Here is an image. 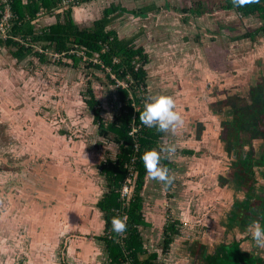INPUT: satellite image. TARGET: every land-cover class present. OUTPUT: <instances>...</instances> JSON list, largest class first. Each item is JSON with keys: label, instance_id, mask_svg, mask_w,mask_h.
Returning a JSON list of instances; mask_svg holds the SVG:
<instances>
[{"label": "rangeland", "instance_id": "374dc122", "mask_svg": "<svg viewBox=\"0 0 264 264\" xmlns=\"http://www.w3.org/2000/svg\"><path fill=\"white\" fill-rule=\"evenodd\" d=\"M225 3L226 0H91L72 8V19L82 30L91 29L106 10L120 9L122 13L114 14L116 18L109 30L116 31L120 39L134 40V46L144 49L149 58L148 96H172L184 118V124L174 134L166 132L161 141L164 147L176 146L172 158H166L171 165L167 169L172 182L165 185L147 175L141 191L143 212L150 223L141 228V235L148 255L157 254L159 264H204L205 250L212 253L217 244L230 240L239 241L242 248L248 249L247 239L252 238L248 228L243 232L239 227L227 230L230 211L245 198L246 188H228L236 184L233 179L238 162L235 164L219 149L223 147L220 140L231 129H227L226 124L230 123L226 121L238 118L240 108L252 100L248 86L264 84V38L257 35L253 41H237L253 34L260 21L223 11ZM64 5L67 8L69 2ZM200 6L205 13L199 14ZM55 22L56 17L42 16L36 22L37 32ZM1 45L0 117L5 116L4 121L9 124H0V264H64V253L69 252L62 245L45 257L29 247L43 228L56 229L63 221L74 219L57 204L62 201L61 194L68 195L70 208L78 211L87 205L92 210L88 202L94 192L90 191L94 187L97 191L106 188L100 172L102 164L116 160L120 153L112 133L105 135L100 125L94 124L93 112L86 103L89 89L100 101L106 123L114 121L122 103L106 72L88 68L85 62L75 69L57 66L54 59L42 62L36 56L18 61L13 59L11 48ZM258 118L257 124H244L250 127L238 131V145L251 140L249 129L259 128L264 133V111ZM50 140L52 144L58 141V145L44 154V143ZM261 140L256 149L264 147V136ZM81 146L84 149L80 153ZM59 150L61 158H57ZM75 152L81 154L79 160L73 158ZM83 153H90V157L85 158ZM161 155L164 158L167 154ZM159 164L165 167L163 161ZM260 169L252 168L255 176L251 184L255 186H264ZM49 170H56L60 177ZM135 180L136 176L128 185L127 202L133 196ZM255 194L264 198L263 191L256 190ZM259 204L254 202L252 209L259 208ZM50 208L54 210V225L38 223L39 219L45 221ZM42 210H46L43 215ZM98 214H102L99 208L94 212ZM35 215L37 224H29L28 217ZM248 215L243 218L249 219ZM169 223L174 224L176 234L165 248L168 234H173L166 232ZM103 228L97 236L106 233ZM97 236L93 241L98 243V260L106 264L110 259L104 255L105 244ZM88 264H96V260Z\"/></svg>", "mask_w": 264, "mask_h": 264}, {"label": "trees", "instance_id": "16d2710c", "mask_svg": "<svg viewBox=\"0 0 264 264\" xmlns=\"http://www.w3.org/2000/svg\"><path fill=\"white\" fill-rule=\"evenodd\" d=\"M89 1L91 0H76L73 4L81 5ZM61 2V0H9L16 17L11 35L20 39V42L14 39L3 42L11 50L16 49L11 52L18 61L36 56L42 62H51L54 59L51 56L53 54L59 58L54 59L57 66H70L78 69V66L85 62L88 68L106 72L109 82L116 85L122 105L120 113L113 122L106 123L104 120L99 106L100 101L91 88L88 92L90 99L86 101L93 112L94 124H99L105 135L112 133V141L120 146V153L116 160H108L101 167V173L107 181L108 191L98 203V208L103 215V231L106 232L98 236V239L105 244L109 254V264H159L157 254L148 255L141 235V227H147L143 212L145 201L141 195L147 174L141 156L147 150L158 151L164 147L161 141L166 133L157 131L155 128H148L139 120V112L143 110L144 101L149 97L146 70L149 64L148 55L143 48L134 46V40L120 39L116 31L109 30L116 18L113 17L114 14L120 9L113 7L106 10L104 17L94 23L91 29L82 30L72 19L73 6L64 8ZM62 8L64 11L55 15V12ZM4 10V0H0V21ZM222 10L233 11L241 18L256 17L259 19L260 27L255 31L256 33L245 35L238 40L248 39V37L254 40L258 34L264 36V0H251L242 7H236L232 0H226ZM198 12L199 14L205 13L201 6ZM42 16L56 17V23L37 32L36 22ZM64 61H71L73 64L68 65ZM122 82L124 86L119 85ZM249 91L253 98L252 103L256 101L260 103V111L256 110L254 114L260 115L261 111H264V95L262 99L259 95L264 88H251ZM250 105L240 108L244 118L252 119L253 112L249 111ZM134 126H140V129L131 135L130 132ZM44 145L45 154L48 150L51 153L50 149L53 146L48 142ZM166 160L162 158L160 161L164 162L166 168L171 167ZM130 167H133L136 173V180L133 196L127 202L125 198H122L120 189L130 174ZM56 193L59 194L58 191ZM67 196L61 194L60 198L66 199ZM66 201L64 200L63 204L62 201L57 204L63 205L66 211L77 213L69 207L71 203ZM250 212L255 214L253 211ZM114 217L124 221L126 227L123 233L113 231L111 220ZM259 224L263 227V217ZM166 232L173 233L167 236L165 248H168L174 239L173 235L176 234L173 223L167 225ZM224 247L219 248H224L225 255H216V260L212 264H260L258 259L242 255L236 246L232 249L231 245ZM219 251L222 252L220 249Z\"/></svg>", "mask_w": 264, "mask_h": 264}, {"label": "flooded vegetation", "instance_id": "af4514ba", "mask_svg": "<svg viewBox=\"0 0 264 264\" xmlns=\"http://www.w3.org/2000/svg\"><path fill=\"white\" fill-rule=\"evenodd\" d=\"M227 12H233V11H227ZM233 13H235V12H233ZM235 14H237V13H235ZM237 15H239V14H237ZM240 18H241V16H240ZM241 19H246V18H241ZM249 34H251V33H249ZM246 35H248V34H246ZM258 35H261V34H258ZM261 36L264 38L263 35H261ZM12 39L16 40L17 42H20V39H18L17 37H15L13 35H11L10 39H8L7 41L12 40ZM238 39H236V40L238 41ZM248 39H249V37H248ZM249 40H251V39H249ZM7 41H5V42H7ZM0 43L2 44L1 45L2 47H6V44L3 41H1ZM12 50H16V49L12 48ZM51 56L56 60L59 59V58L55 57L53 54H51ZM251 88H257V89L262 88L263 89L264 84L262 83V84L256 85V86H254V85L248 86L247 89H248L249 95H250L249 90ZM262 95H264V91H262L261 94L259 95L260 99L263 98ZM235 99L238 100L237 97ZM252 101H253V98H252V100H250L251 105L250 104L249 105L251 106L250 107L251 112H253V115L251 116L252 117L251 120H253V121H250V122L246 121V117L244 118L242 116L243 112L240 111L238 118H236L234 120H227L226 121L227 123H230V124H226V126H227V129L231 128L230 129L231 132L230 131L228 132L225 139L220 140L221 143L223 144V147L219 150L224 152L225 154H227L228 157H230L235 164H237V162H238V164H237L238 170L235 172V179H233V181H235L236 184L233 183V186H231V187L228 186V188L235 190V191H240V188L238 186H242V187L246 188V192L244 193L245 198L243 200H241L240 202H237V208H234V209H232V211H230V214H229L228 220H227L228 227L230 228V229L229 228L227 229L228 232H230L231 229H233L234 227H236V228L239 227L240 232H243V229L247 230V228L249 230H251L252 226L255 223H260L262 217H263V227H264V198L259 197L255 194L256 190H259V192H261V191L264 192V186H255V184L254 185L251 184V181L254 182V176H255V174H254L255 171L252 170V168H254L256 166H260L261 169L258 170V174L264 173V147H262L260 149H256V147H258L262 143L261 137L264 136V133L262 130H259V128L249 129V132H250L249 137L251 138V140L249 142L248 141L242 142L239 145L237 144V142H238V139H237L238 131L241 129L246 130L250 127V126H247L244 124H250L253 126L254 124H257L259 122L258 113H257V115H255L254 111H256V110L260 111V106H259L260 103H258L257 101L252 103ZM249 105H247V106L249 107ZM231 107H233V106H231ZM236 108L239 109L237 106H236ZM237 109H236V111H237ZM255 118H257V120ZM259 136H260V139H258ZM218 137L220 139V136H218ZM253 141H256L258 144L254 143L252 145ZM245 145H248V148H246ZM43 153L45 154L44 149H43ZM49 171L54 172L57 177H60V174H58V172L56 170H49ZM80 181L81 180L79 179V183H80ZM252 199H254V200L251 203ZM256 201H258V203H261V204H259V208L253 210L252 205ZM75 211H77V210L75 209ZM250 211L255 212V214L253 215ZM69 212L73 216L77 217V213H74L73 211H69ZM246 213L249 214L248 215L249 219L243 218V215ZM250 215H252V216L250 217ZM96 219L99 220L101 218L95 217V220ZM101 221L103 222V219H101ZM245 239H247V238H245ZM247 240H249L248 249L242 248L239 241L230 240L229 242L217 244V246H215L213 248L215 250H213L212 253H207V250H205L202 253V257H203L202 260H203L204 264H212V262H214L216 260V257H217L216 255H220V254L225 255V253H226L224 248H219V247L231 245V249H232V247L236 246L238 248V251L242 255H246V256L251 257L253 259H258L260 261V264H264V249L258 248L256 246L255 242L252 241L253 240L252 238H249ZM219 249L222 252H220Z\"/></svg>", "mask_w": 264, "mask_h": 264}, {"label": "crops", "instance_id": "0c3cea01", "mask_svg": "<svg viewBox=\"0 0 264 264\" xmlns=\"http://www.w3.org/2000/svg\"><path fill=\"white\" fill-rule=\"evenodd\" d=\"M13 51H15V50H13ZM13 59H15V58H13ZM15 60H17V59H15ZM4 110L8 112L9 108L6 107V108H4ZM2 113H3V107L0 104V114H2ZM3 117L5 119V116H3ZM4 119L2 117H0V124H9V122L4 121ZM48 144L51 146H56V145H58V141H56V144L55 143L52 144V142L50 140V142L48 141ZM93 145H95V144H93ZM83 149H84V147H82V146H81V148H79L80 153L83 152ZM50 150H52V148ZM119 150H120V146H119ZM57 153H58L57 158H61V156L59 155V154H62L61 150H59ZM77 153L78 152H75V154H73L72 156L74 159L79 160L81 154L76 155ZM88 154L89 155H86L85 153H83L85 158L90 157V153H88ZM82 181H85L84 178H82ZM105 181H106V179H105ZM67 189L68 188L66 187L65 190H67ZM107 191H108L107 181H106V188L98 189V191H97V189H95V187L92 188V190L90 192H91V194L94 192L92 195L93 199L90 201V198H89V202H88V204L92 210L90 211L89 210L90 208L87 207V205H84V206L82 205L79 208V210L76 211L77 217H75L74 219H71V220H68L65 222L63 221L62 225H59L56 229L54 226L52 228H50V230H48L47 228H43L39 233H36L35 237L32 239V244L29 247L30 250L33 251V253H35L41 257H45V256L49 255L50 251L53 254V251H55V249L59 245H62L64 247V250H67V252H69V253H64V255H65L64 256L65 257L64 264H68V263L69 264H88V262L90 260H92V261L96 260V264H100V262L98 260L100 257L99 251H98L99 249L97 248L98 243L94 242L95 241L94 238H95V236L98 235V234H96L97 231L101 227H103V222L101 221V219L103 218V215L102 214L94 215V212L96 210H98V208H97L98 203L100 200H102L104 198ZM87 195H89V194H87ZM81 198H79V199L81 200ZM84 198H87V197L84 195ZM64 200H67V198L62 199V204H63ZM80 203H82V201ZM61 206H63V205H61ZM45 211L46 210H42V215L45 213ZM74 211H75V209H74ZM88 211L90 212L89 216H87ZM53 214H54V210L52 208L47 209L45 216H44L45 221L43 222L42 219H39L38 223H41L42 225H44V224L49 225V226L54 225L53 220H52ZM150 214L154 215L153 212H150ZM97 216L101 218V219H99L100 224L98 222V219L95 220V217H97ZM144 219L147 222V218H146L145 214H144ZM36 221H37L36 215L31 217V218L28 217L29 224H37ZM95 226H98V228H95ZM148 226H150L149 222H147V227ZM77 232H78V234H82L83 236L76 235ZM70 234H73V236L70 237L69 236ZM89 236H91L92 239ZM104 250L106 252V254H104V255L109 256L105 246H104ZM37 260H38V263L39 262L41 263V261H42L40 258H38ZM106 264H109V262H107Z\"/></svg>", "mask_w": 264, "mask_h": 264}, {"label": "clouds", "instance_id": "9594fccd", "mask_svg": "<svg viewBox=\"0 0 264 264\" xmlns=\"http://www.w3.org/2000/svg\"><path fill=\"white\" fill-rule=\"evenodd\" d=\"M251 0H232L236 7H242ZM140 122L148 127L155 128L160 132L175 133L178 128L184 124L182 114L176 109L175 99L170 95L155 94L145 99L143 110L139 112ZM176 151V146L168 145L157 150H147L142 156L146 174L157 181L168 185L172 182V177L169 170L160 166L159 162L162 159V153H166L167 159H171ZM111 226L114 232L123 233L125 230V223L121 218L114 217L111 220ZM251 236L258 248L264 249V227L259 223H255L251 229Z\"/></svg>", "mask_w": 264, "mask_h": 264}, {"label": "built area", "instance_id": "2783aa9c", "mask_svg": "<svg viewBox=\"0 0 264 264\" xmlns=\"http://www.w3.org/2000/svg\"><path fill=\"white\" fill-rule=\"evenodd\" d=\"M61 4L63 6H65L64 4L66 2H69V5H75L73 3H75L76 0H61ZM4 4H5V10L2 11L1 15V21H0V42L1 41H7L8 39H10L11 37V33H12V29L14 27V22H15V14L13 13V9L9 3V0H4ZM57 14V11L55 12V15ZM119 85L124 86V83H119ZM140 129V126H134L132 131L130 132L131 135H134L135 133L138 132V130ZM137 147V146H136ZM130 174L129 176L125 179V181L122 184V187L120 189V193L122 198L127 197V193H128V185L130 184V182L133 180L134 178V174L135 172L133 171V167L129 168Z\"/></svg>", "mask_w": 264, "mask_h": 264}, {"label": "bare ground", "instance_id": "6f19581e", "mask_svg": "<svg viewBox=\"0 0 264 264\" xmlns=\"http://www.w3.org/2000/svg\"><path fill=\"white\" fill-rule=\"evenodd\" d=\"M256 33V32H255ZM193 107V106H192ZM49 160V159H48ZM169 164V163H168ZM169 166V165H168ZM175 180V179H174ZM61 181V180H60ZM30 187V186H29ZM222 193V192H221ZM167 201V200H166ZM227 211V210H226ZM220 219V218H219ZM242 221V220H241ZM178 223V222H177ZM221 227V226H220ZM163 229V228H162ZM168 229V228H167ZM232 230V229H231ZM37 231V230H36ZM78 233V232H77ZM237 234V233H236ZM230 235V234H229ZM27 236V235H26ZM194 240V239H193ZM187 241V240H186ZM253 241V240H252ZM247 245V244H246ZM219 247V246H218ZM225 248V247H224ZM67 252V251H66ZM216 254V253H215ZM257 254V253H256ZM213 255V254H212ZM154 258V257H153ZM175 259V258H174ZM248 261V260H247Z\"/></svg>", "mask_w": 264, "mask_h": 264}]
</instances>
